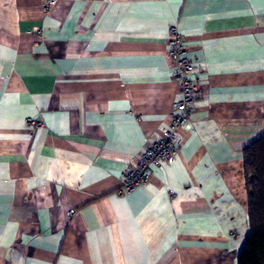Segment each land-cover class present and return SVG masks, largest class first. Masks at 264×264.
<instances>
[{
    "label": "crops",
    "instance_id": "1",
    "mask_svg": "<svg viewBox=\"0 0 264 264\" xmlns=\"http://www.w3.org/2000/svg\"><path fill=\"white\" fill-rule=\"evenodd\" d=\"M0 0V264H237L264 135V0ZM171 163L119 194L180 98ZM74 209L73 215L68 214Z\"/></svg>",
    "mask_w": 264,
    "mask_h": 264
},
{
    "label": "built area",
    "instance_id": "2",
    "mask_svg": "<svg viewBox=\"0 0 264 264\" xmlns=\"http://www.w3.org/2000/svg\"><path fill=\"white\" fill-rule=\"evenodd\" d=\"M55 3L56 0L47 1L48 6ZM168 41L166 53L172 65L171 75L177 81L181 96L172 103L174 114L170 126L161 129L160 137L149 141L133 164L123 172L119 194L129 192L136 186H143L148 182L153 168H161L171 163L182 141V132L192 127L191 105L195 101V94L199 92V88L190 76L193 64L183 56V41L175 26L170 28ZM73 213L74 209L68 210V214L73 215Z\"/></svg>",
    "mask_w": 264,
    "mask_h": 264
},
{
    "label": "trees",
    "instance_id": "3",
    "mask_svg": "<svg viewBox=\"0 0 264 264\" xmlns=\"http://www.w3.org/2000/svg\"><path fill=\"white\" fill-rule=\"evenodd\" d=\"M248 234L237 253V264H264V135L243 150Z\"/></svg>",
    "mask_w": 264,
    "mask_h": 264
}]
</instances>
